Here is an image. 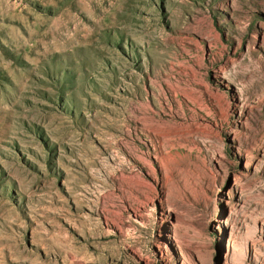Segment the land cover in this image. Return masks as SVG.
Segmentation results:
<instances>
[{
    "label": "rangeland",
    "instance_id": "obj_1",
    "mask_svg": "<svg viewBox=\"0 0 264 264\" xmlns=\"http://www.w3.org/2000/svg\"><path fill=\"white\" fill-rule=\"evenodd\" d=\"M0 264H264V0H0Z\"/></svg>",
    "mask_w": 264,
    "mask_h": 264
}]
</instances>
